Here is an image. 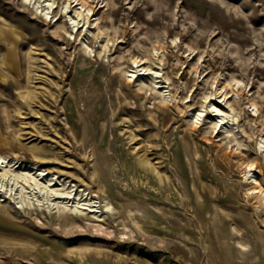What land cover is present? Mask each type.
I'll use <instances>...</instances> for the list:
<instances>
[{
	"label": "rangeland",
	"instance_id": "obj_1",
	"mask_svg": "<svg viewBox=\"0 0 264 264\" xmlns=\"http://www.w3.org/2000/svg\"><path fill=\"white\" fill-rule=\"evenodd\" d=\"M86 1L0 0V264H264V0Z\"/></svg>",
	"mask_w": 264,
	"mask_h": 264
},
{
	"label": "bare ground",
	"instance_id": "obj_2",
	"mask_svg": "<svg viewBox=\"0 0 264 264\" xmlns=\"http://www.w3.org/2000/svg\"><path fill=\"white\" fill-rule=\"evenodd\" d=\"M69 2H70L71 5L74 4V3H76V4L72 5L74 7H76L77 5H80L81 10L78 11V14L80 16L86 17L89 20L91 19V17L93 15H96L98 13V10H99L98 9V4H99L98 2H97V5H93V4L89 3L86 0H69ZM78 25L79 24L75 25V28ZM135 61L137 63L141 62V60H139V61L138 60H135ZM218 90L219 89H216L215 90V94L217 95L216 97H218V98L222 97L223 100H226V98H227V87L226 86H222L220 92H218ZM238 93L239 92H236V94H238ZM161 107L163 108L164 106H161ZM219 108L221 109V111L223 110L221 107H219ZM255 167L257 168V165L254 166V164H250V168H249V171L247 172V174H251L252 171H253V169ZM16 169L17 168H16V163H15V160L14 159L8 160L7 157H5V156H3V155L0 154V182L1 181L5 182V180L7 178V175L10 174V172L16 173V171H15ZM26 174L27 175H24V178H26L27 181H30V183L32 185H34V186H40L41 184H43V182H41V179H43L44 177L43 178H39L42 173H39L37 175H34V174H31L30 172H27ZM252 175H254V174H252ZM252 181L255 182V183H259L256 178L254 180H252ZM53 185L54 184L51 183V184H49L48 186H45V187L46 188H50ZM55 185H57V183ZM257 189L258 188H256V190ZM55 191H56V189H52V190L50 189V194H53V193H56L57 192V191L56 192ZM56 195L57 194H54V196H56ZM62 195L63 194H58V197H60ZM83 196H85V190H81L78 193V196H74V197H73V191L71 190V191L66 192V195L64 196V198L65 199L74 198V201L76 202L75 204H77V203L79 204L81 202L82 198L84 199ZM85 199H88V197H86ZM91 200H92V198L89 199V201H91ZM94 206L92 205V207H94ZM91 211H93V210H91ZM104 225L105 224H102V223H99L98 222V223H96V224L93 225V228H94V230H96L98 232H106V233H109L110 234L111 232L110 231H107L106 230V227ZM0 248H1V246H0Z\"/></svg>",
	"mask_w": 264,
	"mask_h": 264
}]
</instances>
